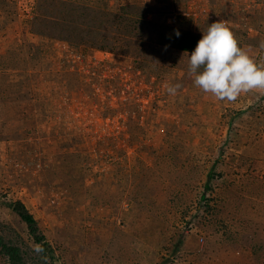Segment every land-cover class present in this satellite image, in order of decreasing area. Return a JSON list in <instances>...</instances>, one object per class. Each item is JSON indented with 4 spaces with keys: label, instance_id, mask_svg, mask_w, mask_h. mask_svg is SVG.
Here are the masks:
<instances>
[{
    "label": "rangeland",
    "instance_id": "1",
    "mask_svg": "<svg viewBox=\"0 0 264 264\" xmlns=\"http://www.w3.org/2000/svg\"><path fill=\"white\" fill-rule=\"evenodd\" d=\"M217 21L264 67V0H0L1 199L54 252L0 204L16 264H264V90L218 100L165 43Z\"/></svg>",
    "mask_w": 264,
    "mask_h": 264
},
{
    "label": "clouds",
    "instance_id": "2",
    "mask_svg": "<svg viewBox=\"0 0 264 264\" xmlns=\"http://www.w3.org/2000/svg\"><path fill=\"white\" fill-rule=\"evenodd\" d=\"M174 35L179 38V30H174ZM187 73L196 87L218 100L233 101L241 93L264 90V67L238 46L233 32L221 21L208 24L187 53ZM180 87L179 83L170 84L166 91L175 95Z\"/></svg>",
    "mask_w": 264,
    "mask_h": 264
},
{
    "label": "trees",
    "instance_id": "3",
    "mask_svg": "<svg viewBox=\"0 0 264 264\" xmlns=\"http://www.w3.org/2000/svg\"><path fill=\"white\" fill-rule=\"evenodd\" d=\"M163 30L165 28L161 27ZM167 31V30H166ZM180 36L176 38L174 32H167L169 38H166L165 43H169L170 47L180 52H187L188 54L194 49L196 42L201 38L200 35L191 31H179ZM0 204L8 208L13 212L26 226L28 235L32 237L33 241L37 245L38 257L44 262L48 259L52 261L54 259V252L50 245L44 239L41 231L38 228L37 222L32 214L27 210L25 205L21 201H3L0 194ZM20 248L16 247L12 242L5 241L4 238H0V254L5 256L11 264H16L21 260L19 254ZM45 264V263H43Z\"/></svg>",
    "mask_w": 264,
    "mask_h": 264
},
{
    "label": "crops",
    "instance_id": "4",
    "mask_svg": "<svg viewBox=\"0 0 264 264\" xmlns=\"http://www.w3.org/2000/svg\"><path fill=\"white\" fill-rule=\"evenodd\" d=\"M263 139V138H262ZM262 139L260 140H257L256 142L253 143V141H251L249 144H247L245 147H244V150L249 154L251 155L252 154V151H254V146L255 145H264V140L262 141ZM257 157H262L263 153H256Z\"/></svg>",
    "mask_w": 264,
    "mask_h": 264
}]
</instances>
